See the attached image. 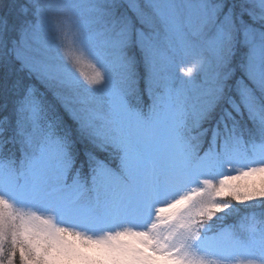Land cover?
<instances>
[{
	"label": "snow or ice",
	"instance_id": "obj_1",
	"mask_svg": "<svg viewBox=\"0 0 264 264\" xmlns=\"http://www.w3.org/2000/svg\"><path fill=\"white\" fill-rule=\"evenodd\" d=\"M5 5L0 264H264V0Z\"/></svg>",
	"mask_w": 264,
	"mask_h": 264
},
{
	"label": "trees",
	"instance_id": "obj_2",
	"mask_svg": "<svg viewBox=\"0 0 264 264\" xmlns=\"http://www.w3.org/2000/svg\"><path fill=\"white\" fill-rule=\"evenodd\" d=\"M6 10V5L5 6H0V12ZM237 207H241L240 205H237ZM232 220L229 221V223H231Z\"/></svg>",
	"mask_w": 264,
	"mask_h": 264
}]
</instances>
